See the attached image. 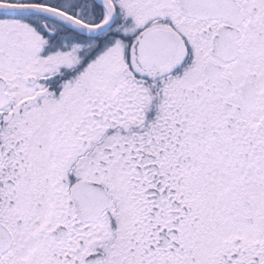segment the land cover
Listing matches in <instances>:
<instances>
[{
    "label": "snow or ice",
    "instance_id": "snow-or-ice-1",
    "mask_svg": "<svg viewBox=\"0 0 264 264\" xmlns=\"http://www.w3.org/2000/svg\"><path fill=\"white\" fill-rule=\"evenodd\" d=\"M0 264H264V0H0Z\"/></svg>",
    "mask_w": 264,
    "mask_h": 264
}]
</instances>
